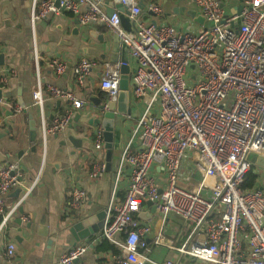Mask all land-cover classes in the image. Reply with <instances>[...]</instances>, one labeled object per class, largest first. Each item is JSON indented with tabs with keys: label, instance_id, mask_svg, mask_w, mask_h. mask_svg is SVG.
<instances>
[{
	"label": "built area",
	"instance_id": "1",
	"mask_svg": "<svg viewBox=\"0 0 264 264\" xmlns=\"http://www.w3.org/2000/svg\"><path fill=\"white\" fill-rule=\"evenodd\" d=\"M120 2L129 9L130 32L122 27L119 11L107 14L104 0H60L59 5L56 0H32L30 10L33 29L39 19L62 12L72 14L81 25L105 24L129 46L136 61L131 93L143 100L144 108L130 143L121 151L115 180L117 185L129 165L128 183L123 197L113 194L98 238L115 246L117 264H145L148 257L141 246L152 226L142 222L139 213L151 200L157 213H176L188 222V238L181 246H172L180 253L204 264H264V190L243 187L254 165L250 155H264V0H242V10L236 14L226 13L219 0H190L211 23L197 32L164 22L163 6L155 1L144 9L138 0ZM34 51L38 66L34 102L41 108L45 98L68 102L65 112L50 124L42 119L46 149L49 134L65 129L75 111L93 107L74 90L45 86L39 70L44 58L36 45ZM47 61L58 76L73 74L79 87L98 65L86 56L72 65L58 57ZM125 64L121 60L103 64L102 112L118 99ZM8 78L7 72L1 74V84ZM6 102L0 97V106ZM13 109L22 110L18 105ZM93 138L95 149L102 150L101 124L94 128ZM133 140L138 141L136 148ZM185 164L200 175L194 186ZM106 169L104 161L95 162L91 177L101 178ZM37 181L25 179L19 161L0 166V237ZM17 188L19 197L8 204L6 195ZM85 198L83 188L72 187L70 207L78 208ZM155 242L163 243V236L159 234ZM91 243L68 249L59 264H74ZM15 251L10 242L5 254L12 257Z\"/></svg>",
	"mask_w": 264,
	"mask_h": 264
},
{
	"label": "crops",
	"instance_id": "2",
	"mask_svg": "<svg viewBox=\"0 0 264 264\" xmlns=\"http://www.w3.org/2000/svg\"><path fill=\"white\" fill-rule=\"evenodd\" d=\"M153 1L163 6L164 14L161 19L179 29L197 32L201 27L207 26L206 20L204 24L197 21L202 15L190 0H138L145 6ZM238 3L239 0H230V5L225 10ZM31 6L32 0H0V52L5 54V65L0 66V73L7 72L9 76L6 83L0 82L3 97L7 100L0 106V166L9 161H19L24 169L25 179L38 180L34 191L21 205L23 212L18 211L15 215V218H22V223L12 221L1 236L0 264H59L60 256L65 251L90 241L93 243L89 249L74 264H117V252L112 249H98L104 240L98 238L101 230L91 238L74 245L69 228L78 216L88 212L95 215L102 211L107 212L114 193L119 198L123 197L130 167H125L117 185L116 172L121 151L131 141L132 131L143 111L144 102L131 93V114L117 116V129L122 135L119 144H122V147L113 152L110 169L107 168L99 179L91 177V170L93 164L98 161H104L107 165L105 144L102 150L95 149L93 131L96 126L83 124L84 120H91L97 114L93 103L91 110L75 111L73 119L65 129L49 134L45 149L42 119L50 124L54 118L65 112L68 102L64 99L45 98L42 108L34 102L33 91L38 69L35 45L44 58L39 62L44 85L52 84L74 90L88 103H91L89 98L99 92L100 97H103L100 89L103 64L117 62L113 61L117 56L120 61L124 52L121 48L118 52L114 50V32L108 26L102 23L81 25L76 23L77 18L68 12L49 14L39 19L33 29L29 21ZM84 56L97 60L98 65L93 68L83 87L76 84L70 72L58 76L47 61L58 57L72 65ZM128 65L133 73L136 61L130 52ZM132 73L129 75L130 92ZM9 97H12L18 106L21 99L28 112L33 113L38 125L36 142L29 139L28 112H16ZM78 114H81L79 121ZM137 143L138 141L133 140L131 145L136 148ZM184 171L193 175L190 185L194 186L200 177L198 178L189 164H185ZM253 171L257 174L255 185L264 190V167L254 163ZM159 180L163 181L164 175L160 176ZM74 186L86 191L85 201L78 208H71L69 205L70 192ZM17 198L16 189L6 195L8 204ZM149 210L147 205L143 211ZM140 219L152 226V232L143 236L141 246V250L145 251L148 257L145 264H165L168 260H174L177 264H204L172 248L181 246L190 233L189 224L183 217L176 213L165 216L156 212L150 219ZM28 223L31 224L29 227ZM159 234L163 236V243L155 242ZM10 242L16 245L15 255L12 257L5 254Z\"/></svg>",
	"mask_w": 264,
	"mask_h": 264
},
{
	"label": "water",
	"instance_id": "3",
	"mask_svg": "<svg viewBox=\"0 0 264 264\" xmlns=\"http://www.w3.org/2000/svg\"><path fill=\"white\" fill-rule=\"evenodd\" d=\"M220 6L223 8H227V6L230 5V0H219ZM105 2V8L106 12L109 16H112L115 11H119L120 16V22L122 27L130 32L132 31V22L129 18V9L126 5L120 2V0H104ZM242 0H239V3L235 6H232V8L227 9L226 13H240L242 10ZM56 4H60V0H56ZM140 7L142 9L145 8V4L143 2H139ZM30 21V20H29ZM197 21H199L201 24H204L205 18L203 16H199L197 18ZM76 23H79V21L76 19ZM94 23V22H93ZM210 22L207 23V26H210ZM114 36V50L118 52V49L121 48V50L124 52L122 57L120 58L121 61L125 62L126 64L121 69V79H120V90L118 99L116 101H113L110 103L109 110L102 112L103 105L101 104L102 98L100 97L101 92L98 93L96 96H91L89 100L95 105V108L97 109V114L94 118L91 120H84L83 124H95L94 126H97L99 124H102L104 127V144L106 149V155H107V168L108 170L111 167V159L113 152L117 150L118 148L122 147V144H119V142L122 139V135L119 129H117V116L118 115H128L131 114L132 108L130 107V99H131V92L129 88V78L130 74L132 73L130 66L128 65L129 61V46L122 42L119 35L117 33H113ZM115 54V53H114ZM119 57H115L113 61H118ZM5 65V54L0 52V66ZM3 89L0 87V97H3ZM59 103V102H58ZM19 104L24 112H28L25 103L19 99ZM10 115H13L12 112H9ZM29 117V139L32 142H36L38 138V125L37 121L34 118L33 113L30 111L28 112ZM81 114H78L79 121L81 118ZM80 118V119H79ZM12 122V121H11ZM7 130V132H9ZM250 159L257 165L264 167V155H257V154H251ZM21 192V188L16 189V195L19 197ZM147 205L150 207L149 211H141L139 213V218L142 219H150L152 215H154L156 211V206L151 200L147 201ZM20 212H23L22 208L19 209ZM107 218V212L102 211L98 214H93L91 212H88L84 214L83 216H78L74 219V222L71 224L69 230L70 233L73 236L74 239V245H76L77 242L89 239L93 235L97 234L104 226L105 221ZM13 222L17 224L22 223V218H13ZM31 224L28 223L27 226L29 227ZM1 239V237H0ZM77 261V260H76Z\"/></svg>",
	"mask_w": 264,
	"mask_h": 264
},
{
	"label": "trees",
	"instance_id": "4",
	"mask_svg": "<svg viewBox=\"0 0 264 264\" xmlns=\"http://www.w3.org/2000/svg\"><path fill=\"white\" fill-rule=\"evenodd\" d=\"M9 100L13 103L12 105L14 106L15 105V100L12 98V97H9ZM256 180H257V174L253 171V168L247 173L246 175V179H245V182L243 184V187H247V188H251V187H254L255 184H256ZM99 250L101 251H106V250H113L115 252H117L116 248L114 247V245L104 239L100 244H99Z\"/></svg>",
	"mask_w": 264,
	"mask_h": 264
},
{
	"label": "rangeland",
	"instance_id": "5",
	"mask_svg": "<svg viewBox=\"0 0 264 264\" xmlns=\"http://www.w3.org/2000/svg\"><path fill=\"white\" fill-rule=\"evenodd\" d=\"M229 99H232V96H230V97H229ZM96 113H97V112H96ZM253 166H254V165H253ZM197 175H198V178H199V177H200V175H199V174H197Z\"/></svg>",
	"mask_w": 264,
	"mask_h": 264
}]
</instances>
